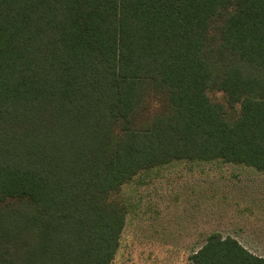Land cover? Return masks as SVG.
Segmentation results:
<instances>
[{"label": "trees", "instance_id": "trees-1", "mask_svg": "<svg viewBox=\"0 0 264 264\" xmlns=\"http://www.w3.org/2000/svg\"><path fill=\"white\" fill-rule=\"evenodd\" d=\"M181 161L264 173V0H0V264H111L122 188Z\"/></svg>", "mask_w": 264, "mask_h": 264}, {"label": "rangeland", "instance_id": "rangeland-1", "mask_svg": "<svg viewBox=\"0 0 264 264\" xmlns=\"http://www.w3.org/2000/svg\"><path fill=\"white\" fill-rule=\"evenodd\" d=\"M208 95L222 101L221 93ZM122 189L133 207L111 264H188L212 232L264 257V173L181 161L140 174Z\"/></svg>", "mask_w": 264, "mask_h": 264}]
</instances>
